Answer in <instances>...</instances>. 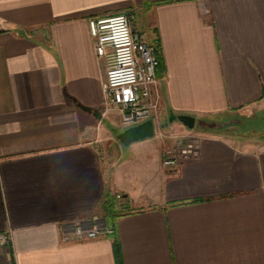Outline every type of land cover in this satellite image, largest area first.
Listing matches in <instances>:
<instances>
[{"label":"crops","instance_id":"0c3cea01","mask_svg":"<svg viewBox=\"0 0 264 264\" xmlns=\"http://www.w3.org/2000/svg\"><path fill=\"white\" fill-rule=\"evenodd\" d=\"M122 13L161 58L160 121L264 105V0H0V264H117L114 237L119 264H264V138L176 121L167 134L201 141L168 169L172 140L122 147L117 115L102 117L89 20ZM106 194L131 210L113 225ZM97 215L112 236L60 241L61 224Z\"/></svg>","mask_w":264,"mask_h":264},{"label":"built area","instance_id":"2783aa9c","mask_svg":"<svg viewBox=\"0 0 264 264\" xmlns=\"http://www.w3.org/2000/svg\"><path fill=\"white\" fill-rule=\"evenodd\" d=\"M94 52L98 60L105 62V81L102 85V117L115 114L121 128L127 129L146 121L160 122V93L156 69V49L144 43L131 30V16H116L89 20ZM160 140H172L171 148L165 150L164 168H175L182 162L198 155L201 137L187 133L172 136L164 130L156 131ZM113 213L124 215L131 212L128 201L121 195L113 196ZM114 229L107 217L93 216L88 219L63 223L59 226L62 243H77L112 236ZM8 244V236L0 232V247Z\"/></svg>","mask_w":264,"mask_h":264},{"label":"rangeland","instance_id":"374dc122","mask_svg":"<svg viewBox=\"0 0 264 264\" xmlns=\"http://www.w3.org/2000/svg\"><path fill=\"white\" fill-rule=\"evenodd\" d=\"M166 122L167 121L164 120H161L160 122H155L156 131H158L159 129L164 130L165 126L168 125L166 124ZM103 127H107L106 121L103 123ZM211 127L214 128L213 130H215V133L212 134L227 137L232 141H236L239 138L263 139L264 105L262 106L259 112H254L250 115H246L243 114V112H239L220 116L219 118L214 119L213 124L211 125L203 124L199 121H196L195 128L192 131L194 133L203 134L205 132V129Z\"/></svg>","mask_w":264,"mask_h":264},{"label":"water","instance_id":"95a60500","mask_svg":"<svg viewBox=\"0 0 264 264\" xmlns=\"http://www.w3.org/2000/svg\"><path fill=\"white\" fill-rule=\"evenodd\" d=\"M179 122L183 127L192 130L195 128L196 120L189 115L170 114L166 124ZM155 126L152 121L143 122L137 126L124 129L117 133L116 139L122 147H128L132 143L154 137Z\"/></svg>","mask_w":264,"mask_h":264},{"label":"trees","instance_id":"16d2710c","mask_svg":"<svg viewBox=\"0 0 264 264\" xmlns=\"http://www.w3.org/2000/svg\"><path fill=\"white\" fill-rule=\"evenodd\" d=\"M157 56V60H158V67L156 69V73L157 70L161 67V58L159 57V53H156ZM220 117V116H219ZM217 117V118H219ZM216 119V118H215ZM214 119L212 118H204V119H200L199 122L203 123V124H213ZM214 128H208L205 129V132H209V133H215V130H213ZM125 198V197H124ZM113 201H114V197L110 196L109 194H106V196L104 197V202H103V209L105 211V213L107 214L110 222L114 223L115 219L118 218L121 215H115L113 213ZM113 248H114V256H115V260L116 263L119 264V260H120V256H119V250H118V243L116 238L114 237V242H113Z\"/></svg>","mask_w":264,"mask_h":264}]
</instances>
